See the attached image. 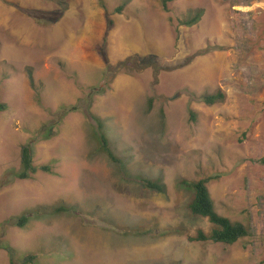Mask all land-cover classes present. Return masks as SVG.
Listing matches in <instances>:
<instances>
[{
  "label": "rangeland",
  "instance_id": "1",
  "mask_svg": "<svg viewBox=\"0 0 264 264\" xmlns=\"http://www.w3.org/2000/svg\"><path fill=\"white\" fill-rule=\"evenodd\" d=\"M161 4L0 0V181L35 137L33 164L54 172L0 188V243L16 264H264V0ZM198 9L196 25H178ZM217 92L223 101L202 102ZM54 119L57 135L41 140ZM201 179L216 213L249 236L188 240L211 230L182 184ZM37 207L44 216L14 225Z\"/></svg>",
  "mask_w": 264,
  "mask_h": 264
},
{
  "label": "trees",
  "instance_id": "2",
  "mask_svg": "<svg viewBox=\"0 0 264 264\" xmlns=\"http://www.w3.org/2000/svg\"><path fill=\"white\" fill-rule=\"evenodd\" d=\"M174 0H162L161 8L164 12H167V5L170 2H173ZM126 3H123L121 6H119L117 9H115V13L120 14L122 9ZM203 15V10L198 9L192 12L191 14H188L187 17H185L182 20L178 21L179 26L184 27H192L196 25L199 20L201 19ZM112 21H108L107 29L110 30L112 28ZM105 61V56L102 55ZM126 68V63L121 64L120 67ZM155 66V65H154ZM145 67H143L144 69ZM155 69L158 67L155 66ZM28 78L30 85L33 86L34 81L32 78L31 71L28 69ZM224 95L220 92H217L213 95H207L202 98V101L207 106H212L218 102L223 101ZM5 107L3 105H0V110H4ZM72 110H75L73 108ZM88 117H90L91 120H93L97 125V134H98V140L101 145V150L103 153L107 155L109 159L113 162H117V159L112 154L111 150L108 146V141L105 137V134L102 132L103 129V123L102 121L92 115L91 113L88 114ZM58 124L59 119H54L52 123L49 125L42 126V129L40 131V139L43 141L50 140L54 136L57 135L58 132ZM36 138V137H35ZM30 139L27 143H25L20 148V166L17 171L15 170H9L8 173L2 178L0 181V188L3 186L8 185L13 180H30L34 175L37 173H43L47 175H54L53 167L51 164L41 165V166H35L33 164V145L35 143L36 139ZM264 164V160L261 161ZM208 179H201L195 182H186L182 181V184L186 186L192 193L191 201L188 205L189 213L192 216L199 217L206 219L209 225L211 226V230L208 233L203 232V230H198L196 232V235L194 237H190L188 240L190 242H211V243H218L223 245H233L239 240L249 236V230L241 223L238 222H231L228 218L223 217L216 213L212 200L210 198V194L207 189V183ZM146 186L154 190L158 193H164V187L160 184V182L154 181H146ZM53 214H59L61 212L68 211L63 206L54 207L51 209ZM30 215L34 216L37 219H40L42 216L45 215V208L37 207L34 210L27 211L23 214H21L16 222L15 226L19 229H23L30 221ZM0 249L4 250L9 259V264H16L14 262L15 257V250L10 247L6 243H0ZM37 256L33 254H29L25 256L18 264H37Z\"/></svg>",
  "mask_w": 264,
  "mask_h": 264
},
{
  "label": "clouds",
  "instance_id": "3",
  "mask_svg": "<svg viewBox=\"0 0 264 264\" xmlns=\"http://www.w3.org/2000/svg\"><path fill=\"white\" fill-rule=\"evenodd\" d=\"M171 3V2H170ZM200 21V20H199ZM203 98V97H202ZM203 102V101H202ZM204 103V102H203ZM211 198V197H210ZM212 200V199H211ZM213 203V202H212ZM214 206V205H213Z\"/></svg>",
  "mask_w": 264,
  "mask_h": 264
}]
</instances>
